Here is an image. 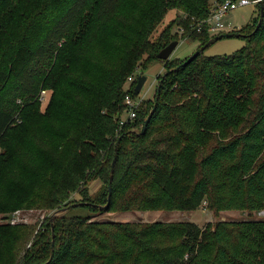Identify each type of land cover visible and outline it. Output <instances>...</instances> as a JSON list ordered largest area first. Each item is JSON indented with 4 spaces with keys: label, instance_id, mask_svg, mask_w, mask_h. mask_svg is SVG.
<instances>
[{
    "label": "trees",
    "instance_id": "obj_1",
    "mask_svg": "<svg viewBox=\"0 0 264 264\" xmlns=\"http://www.w3.org/2000/svg\"><path fill=\"white\" fill-rule=\"evenodd\" d=\"M220 1L0 0V212L50 215L38 229L1 223L0 264H264L262 219L199 226L95 218L203 203L264 210V0L229 30L245 35L241 48L161 60L160 90L118 129L125 97L135 96L127 78L174 40L199 48L216 36L196 26Z\"/></svg>",
    "mask_w": 264,
    "mask_h": 264
},
{
    "label": "rangeland",
    "instance_id": "obj_2",
    "mask_svg": "<svg viewBox=\"0 0 264 264\" xmlns=\"http://www.w3.org/2000/svg\"><path fill=\"white\" fill-rule=\"evenodd\" d=\"M257 14V4H247L239 6L234 10L228 11L223 20L226 24V28L236 27L238 29L245 25L252 16ZM175 17V11H169L161 24H159L156 30L153 32L152 38H155L159 32ZM173 32H180L177 26L173 27ZM180 34V33H179ZM245 44L243 37H230L220 39L211 45H209L203 54L207 56H213L218 54H229L235 50L241 48ZM198 49V42L180 39L178 45L173 50L170 58L184 59L185 57L191 56ZM165 72L163 62L161 60L154 61L145 69H137L135 74L131 75L132 79H128L125 83V90L135 81L137 82L138 75H144L146 77L145 82L138 93L135 95L137 99L144 97V101L149 99L152 100L156 91L158 83V76ZM51 91L45 89L43 98L39 99V109L43 110L48 103ZM126 117V113H123ZM101 181L97 180L92 182L90 185V191L96 192L101 187ZM73 198L77 199L78 196L72 195ZM76 211V210H75ZM79 213H81V210ZM49 215V211L35 209L32 207L20 208L15 212H0V224L1 223H12V224H27L32 225L35 229L41 227L44 219ZM96 219L100 220H114V221H129V222H147L151 223L154 221L164 222H193L199 226L205 225L206 223H216L217 221H242V220H264L263 211H248V210H220L214 211L206 207V203L201 204L200 207L194 210H151V211H127V212H113V213H98Z\"/></svg>",
    "mask_w": 264,
    "mask_h": 264
},
{
    "label": "built area",
    "instance_id": "obj_3",
    "mask_svg": "<svg viewBox=\"0 0 264 264\" xmlns=\"http://www.w3.org/2000/svg\"><path fill=\"white\" fill-rule=\"evenodd\" d=\"M262 1L263 0H221L220 2L214 4L212 11L207 18L198 22L196 30L201 31L204 28L211 35L229 32L223 20V17L228 11L251 3L258 5ZM128 79H132L131 76H129ZM44 93L45 90H41L39 99L43 98ZM143 101L144 97L139 99H137L136 96L132 97L130 95L125 97L124 109L117 115L118 129H121L122 125L128 120H133L136 117V110L143 103ZM124 112L126 113V117L123 116Z\"/></svg>",
    "mask_w": 264,
    "mask_h": 264
},
{
    "label": "water",
    "instance_id": "obj_4",
    "mask_svg": "<svg viewBox=\"0 0 264 264\" xmlns=\"http://www.w3.org/2000/svg\"><path fill=\"white\" fill-rule=\"evenodd\" d=\"M262 17H263V5L260 4V18H259V22L258 23L261 22ZM234 36L235 37H243L245 35L244 34H240V33H230V32H225V33L218 34V35L212 37L211 39H209L205 44L200 46L195 53H193L191 56H189L186 59L185 62H188V61L192 60L193 58H195L199 53L203 52L212 43H214V42H216V41H218L220 39H223V38H230V37H234ZM177 45H178V41L177 40H174V41L170 42L167 46H165L163 49H161L158 52L156 57L158 59H160V60L169 59L171 53L173 52V50L176 48ZM166 75H167V73H164L162 75L161 79L159 80V82L157 84V92L160 90L161 85H162L163 80L166 77ZM145 79H146V77L144 75H142V74L137 76V82H136V85H135V88H134V94L135 95H138V93L140 92V90H141V88H142V86H143V84L145 82ZM155 107H156V103H154L153 109L150 111V113L148 114V116L144 120V123H143L142 128H141V132L142 133L144 132V130L146 128V125L149 122ZM117 143H118V141H117ZM117 156H118V151H117V149H115V153L113 155V159H112L111 164H110V175H109V181H108V185H107L108 197H107V203L104 206L105 208H107V206H108V200H109V196H110V189H111V182H112V175H113L115 163L117 161ZM81 204H83V203H81V202L74 203L70 207H75V206L81 205ZM63 210H65V208ZM57 213H59V212H56V214ZM52 245H53V242H52Z\"/></svg>",
    "mask_w": 264,
    "mask_h": 264
},
{
    "label": "crops",
    "instance_id": "obj_5",
    "mask_svg": "<svg viewBox=\"0 0 264 264\" xmlns=\"http://www.w3.org/2000/svg\"><path fill=\"white\" fill-rule=\"evenodd\" d=\"M229 28H228V30H231V29H235L236 27H230V26H228Z\"/></svg>",
    "mask_w": 264,
    "mask_h": 264
}]
</instances>
